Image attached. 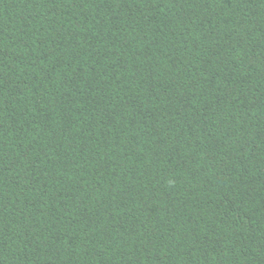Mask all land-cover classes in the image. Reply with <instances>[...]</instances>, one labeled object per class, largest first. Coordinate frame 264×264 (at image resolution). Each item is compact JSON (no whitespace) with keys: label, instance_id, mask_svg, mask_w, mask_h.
I'll use <instances>...</instances> for the list:
<instances>
[{"label":"trees","instance_id":"1","mask_svg":"<svg viewBox=\"0 0 264 264\" xmlns=\"http://www.w3.org/2000/svg\"><path fill=\"white\" fill-rule=\"evenodd\" d=\"M0 264H264V0H0Z\"/></svg>","mask_w":264,"mask_h":264}]
</instances>
